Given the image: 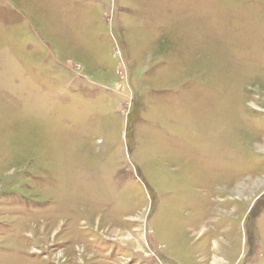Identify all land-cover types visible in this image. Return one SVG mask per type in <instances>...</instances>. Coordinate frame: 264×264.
I'll return each instance as SVG.
<instances>
[{
    "label": "rangeland",
    "instance_id": "374dc122",
    "mask_svg": "<svg viewBox=\"0 0 264 264\" xmlns=\"http://www.w3.org/2000/svg\"><path fill=\"white\" fill-rule=\"evenodd\" d=\"M0 264H264V0H0Z\"/></svg>",
    "mask_w": 264,
    "mask_h": 264
}]
</instances>
